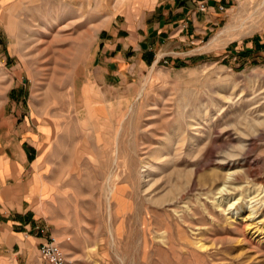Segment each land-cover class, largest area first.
<instances>
[{"label":"rangeland","instance_id":"1","mask_svg":"<svg viewBox=\"0 0 264 264\" xmlns=\"http://www.w3.org/2000/svg\"><path fill=\"white\" fill-rule=\"evenodd\" d=\"M214 2L113 79L103 33L143 0H0V143H44L31 208L65 264H264V0Z\"/></svg>","mask_w":264,"mask_h":264},{"label":"crops","instance_id":"2","mask_svg":"<svg viewBox=\"0 0 264 264\" xmlns=\"http://www.w3.org/2000/svg\"><path fill=\"white\" fill-rule=\"evenodd\" d=\"M214 1L143 0L135 15L125 17L124 23L112 20L105 29L97 53L102 67L114 79L136 67H152L164 59L170 62L187 35L194 38L207 29L212 17L198 6H212ZM36 135L0 143V254L14 252L18 259L26 258L29 245H39L47 238L46 226L37 222L31 208L37 173H46L40 167L44 143ZM39 191L46 194L48 187Z\"/></svg>","mask_w":264,"mask_h":264},{"label":"built area","instance_id":"3","mask_svg":"<svg viewBox=\"0 0 264 264\" xmlns=\"http://www.w3.org/2000/svg\"><path fill=\"white\" fill-rule=\"evenodd\" d=\"M198 8L201 12L206 11V7L202 3L199 4ZM38 253L44 264H65V255L60 245L52 237L46 238L40 244Z\"/></svg>","mask_w":264,"mask_h":264}]
</instances>
